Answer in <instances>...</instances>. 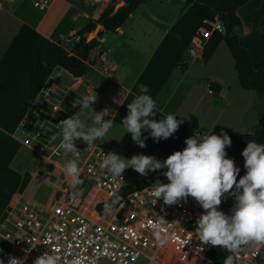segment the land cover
Segmentation results:
<instances>
[{"label":"crops","instance_id":"crops-1","mask_svg":"<svg viewBox=\"0 0 264 264\" xmlns=\"http://www.w3.org/2000/svg\"><path fill=\"white\" fill-rule=\"evenodd\" d=\"M34 1L0 0V101L8 102L10 106L2 117L6 120L0 121V129L5 136H10L8 142L12 139L6 146L18 153L27 155L22 128L27 115H37L38 104H44L43 109L48 113L44 116L39 111L46 121V137L43 141L59 144L58 129L53 124L78 112L79 105L73 103L84 95H96V100L92 102L93 111L103 110L109 100L117 95L118 103L111 108L110 113L114 126L105 137L110 135L113 142L116 137L118 144H122V138H126L128 143L137 144L132 140L131 133L125 132L121 118L128 112L127 104L140 94L139 86L145 84L149 94L158 101L153 118L160 119L168 113H174L179 114L177 118L183 121L172 135L158 142L148 135L150 130L142 131V136H148L144 152L163 160L173 151L182 150L186 137L207 132L205 126L211 110L210 95L216 92L222 94L226 85L231 90L228 81H223L218 75H206L203 68L221 53L232 63L235 71L232 70L233 75L239 81L234 58L224 41L208 63L202 59L203 40L194 39L188 49H182L180 38L171 28L184 11L186 0H152L141 5L116 32H110L112 36L106 37V33L102 37V45L91 52V58L98 62L81 77H75L62 66L50 67L45 64L44 38L55 40L76 33L79 24L97 19L112 0H49V9L37 14L33 10L37 7ZM263 2L250 0L238 9L244 29L249 28L246 26L249 13ZM260 25L264 30V18ZM112 59L113 64L107 66L106 62ZM209 82L220 84L221 89L210 92ZM241 89L245 92L254 91ZM254 97L253 102L257 105L264 96L257 94ZM227 104L217 113L215 121L226 113ZM251 107L247 113H250ZM86 111L85 118L95 114L91 108ZM53 133H57L56 139H52ZM104 138L89 146L79 165L93 146L106 149L100 145ZM79 140L87 144L82 138ZM113 144L112 147L117 145ZM227 154L240 164L234 156ZM48 160L58 166L53 159ZM156 172L152 173L156 176ZM29 189L30 186L26 188L27 191ZM18 193L30 196L33 190L30 193ZM14 221L9 215L0 224L11 228Z\"/></svg>","mask_w":264,"mask_h":264},{"label":"built area","instance_id":"built-area-1","mask_svg":"<svg viewBox=\"0 0 264 264\" xmlns=\"http://www.w3.org/2000/svg\"><path fill=\"white\" fill-rule=\"evenodd\" d=\"M49 0H35L40 9ZM212 29L201 28L195 40L208 38L213 30H222L218 20L210 22ZM102 42V38H99ZM194 41V40H193ZM210 92L214 90L210 88ZM45 120L27 115L23 130L37 144L38 152L47 148ZM109 151L93 146L79 165L82 183L75 189L70 177L63 188H58L41 209V215L20 218L12 236V248L0 249L3 264H33L35 258L47 251L57 255L60 264L80 258L81 264H213L208 257L211 245L200 242L196 221L205 210L189 196L172 205L164 204L150 194L154 183L131 191L110 212L101 214L96 206L112 198L136 179L125 169L122 178L114 176L101 161ZM167 178L165 176V181ZM234 197L225 193L218 206L230 212ZM164 218L160 245L153 235L151 223ZM203 248V249H202ZM237 264H264V242L249 241L234 254Z\"/></svg>","mask_w":264,"mask_h":264},{"label":"clouds","instance_id":"clouds-1","mask_svg":"<svg viewBox=\"0 0 264 264\" xmlns=\"http://www.w3.org/2000/svg\"><path fill=\"white\" fill-rule=\"evenodd\" d=\"M139 88L140 94L127 104L128 112L121 118V124L125 132L131 133L132 140L144 147L148 136H142L143 130H150L148 135L158 142L172 135L183 121L177 118L179 114L174 113H168L160 119L153 118L158 101L149 94L147 85L141 84ZM96 98V95L82 96L73 103L79 105L78 112L53 124L60 137L58 149L72 153V158L64 164L63 170L71 178L70 186L73 189L82 183L78 166L81 151L75 143L76 139L82 138L87 142V147L92 146L114 126L108 108L93 111L92 102ZM89 108L95 113L91 125H87L84 119ZM56 135L53 133L52 139H56ZM231 143L226 131L217 134L210 130L186 137L185 147L173 151L163 160L144 153L127 158L109 151L104 154L100 166L120 178L129 167L142 175L165 169L167 182L159 180L151 189L153 204L158 198H162L164 204L172 205L180 199L194 197L205 210L196 221L200 242L219 246L232 253L226 257L224 264H235L234 254L238 253L242 245L249 241L264 242V143L247 141L241 152L246 169L243 175H239L240 166L227 154L225 146ZM55 154L60 153L57 151ZM225 193L234 197L233 207L227 213L218 207ZM111 195L113 199L104 204L105 212H110L121 200L116 192ZM164 220L162 218L150 224L160 245H164L167 240L161 234ZM0 264L3 262L0 261ZM33 264H60V258L45 251L35 258ZM69 264H81V259L73 258Z\"/></svg>","mask_w":264,"mask_h":264},{"label":"trees","instance_id":"trees-1","mask_svg":"<svg viewBox=\"0 0 264 264\" xmlns=\"http://www.w3.org/2000/svg\"><path fill=\"white\" fill-rule=\"evenodd\" d=\"M119 1L112 0L97 19H91L82 28L77 29L75 36L78 39L73 40L71 48L66 47L64 39L61 37L55 40L44 38L43 60L45 64L50 67L62 66L75 77L86 75L91 66L98 62L97 59L91 58V52L102 45L99 38L108 32H116L133 12L152 0H124L125 4L115 11V6ZM248 1L250 0H186L185 9L172 26L171 31L180 38L181 47L186 50L193 43L201 28L211 30L210 22H215L222 15L227 30L223 32L215 29L208 38H204L203 62L208 63L219 44L224 41L234 58V67L238 72L241 87L245 90H254L264 96V30L260 25L261 19L264 18V2L249 13L248 21L252 25V31L245 33L238 9ZM99 23L103 25V29L98 37L89 41L87 39L89 33ZM209 87L213 90L221 89V85L214 82H209ZM260 118L254 130L243 133L227 132L232 143L225 146L226 151L240 161L239 175H243L246 171L241 152L246 147L247 141L255 140L264 143V109L260 112ZM239 175L237 179H239ZM156 179L155 173H149L144 177L132 180L117 193L121 196L118 204L131 191L146 187ZM111 199L106 202H110ZM104 204L105 202H101L96 206L101 214L106 213ZM230 254L232 253L219 246H212L208 257L213 264H224V260ZM235 264H237L236 261Z\"/></svg>","mask_w":264,"mask_h":264},{"label":"rangeland","instance_id":"rangeland-1","mask_svg":"<svg viewBox=\"0 0 264 264\" xmlns=\"http://www.w3.org/2000/svg\"><path fill=\"white\" fill-rule=\"evenodd\" d=\"M48 9L49 8L47 7L44 9L35 7L33 10L37 14ZM246 22V26H249V28L246 27L247 29H244V31L245 33H250L252 31V25L250 22ZM85 24L86 23L79 24L77 29L82 28ZM109 36H112V33H107L106 37ZM63 39L66 47L71 48L73 40L76 39L75 33L66 35L63 37ZM229 56H231L230 53ZM106 64L107 66H111L113 64V59L108 60ZM203 70L205 71L206 75H218L224 79L223 81H228V83L231 85V90H229V86L226 85L224 89L225 91H223L222 94L216 92L214 95H210L211 110L209 113V118L206 117V121L208 120V123L205 126L207 132L212 130L217 134L221 133L222 131L243 133L254 130L261 119L260 112L264 109V97L260 98L259 102H257V105L254 104V96H257L258 93L256 91L245 92L241 89L238 79L233 75V72L235 71L233 70L232 63L228 62L227 58L221 53H219L213 61L208 63L203 68ZM231 74L235 77L236 82L233 79L234 77L232 78ZM117 99L118 97L116 95L107 103L105 108H108L110 113L111 108L115 107L118 103ZM226 102L228 103L226 106V113H223V115H221L215 121L217 113L222 110ZM44 106L45 105L42 103L38 104L37 115L32 114L31 116L40 120L44 119V117L39 114V111L44 116L48 114L47 111L43 109ZM9 107L10 106L8 102L0 101V121H2V117L8 112ZM249 107H251V111L250 113L249 111L247 113ZM93 117L94 116L91 115L85 118V123L87 124L90 122L87 125H91L93 122ZM107 118L108 117H105V119ZM22 132L24 135L22 140L27 149V155L23 152L18 153L16 150L14 151L12 148L7 147L6 145L11 143L12 139L10 142H8L7 139L10 136H5L4 131L0 129V222L3 220V218H7L9 215L13 220H15L12 225L13 227L11 228H7L8 226L0 224V249L12 248V236L16 229L15 223L17 220L30 215H34L35 217L40 216L41 209L48 201L50 194L55 189L65 187L68 181V176L63 170V167L64 164L72 158V153L65 152L63 149H58L59 144L52 143L51 141H45L47 148L42 152H38L36 150V148H38L37 144H33L32 141H29L31 138L23 130V128ZM79 139L80 138H77L75 143L81 151V157L79 160L80 163L83 155L89 147H87V144L84 145V143ZM42 140H44V138ZM118 141L119 140L115 137L113 142V137L109 135L108 137H105L103 141H101L100 145L106 149L109 148V151L122 154L127 158H130L133 154L138 153L148 154L144 152V148L140 147L138 144H134L133 142L128 143L126 138H122V144H118ZM113 143L117 145L112 147L114 146ZM57 151H59V155L55 154ZM46 158L53 159V161L58 163V166L52 165V161H49ZM234 161L238 165L235 159ZM129 171L130 175L135 178L145 176L138 173L131 167H129ZM155 171L159 172L161 170ZM152 172L154 171L149 173ZM157 180L164 182L165 175L157 177ZM28 186H30V189L27 191L26 188ZM31 190H33V193L30 196L21 195L18 193L20 191H26V193H30ZM15 207L16 209L13 210ZM7 209L9 211H7Z\"/></svg>","mask_w":264,"mask_h":264},{"label":"water","instance_id":"water-1","mask_svg":"<svg viewBox=\"0 0 264 264\" xmlns=\"http://www.w3.org/2000/svg\"><path fill=\"white\" fill-rule=\"evenodd\" d=\"M124 4H125V1H124V0H120V1L116 4V6H115V11H118V9H119L121 6H123ZM218 19H219V21H220V23H221V25H222V31H223V32H226L227 29H226V26H225V22H224V18H223V16L220 15V16L218 17ZM102 29H103V25H102L101 23L97 24L96 28H95L93 31H91V32L89 33L87 39H88L89 41H91L92 39L98 37V36H99V33L101 32ZM164 172H165V170H161V171L157 172V173H156V177H160V176L164 175Z\"/></svg>","mask_w":264,"mask_h":264}]
</instances>
